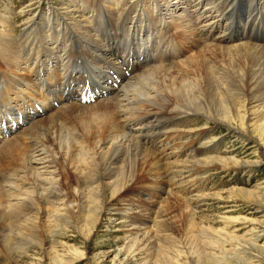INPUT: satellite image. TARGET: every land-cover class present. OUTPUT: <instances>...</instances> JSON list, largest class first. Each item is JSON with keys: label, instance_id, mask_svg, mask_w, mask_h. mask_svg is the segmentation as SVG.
<instances>
[{"label": "bare ground", "instance_id": "1", "mask_svg": "<svg viewBox=\"0 0 264 264\" xmlns=\"http://www.w3.org/2000/svg\"><path fill=\"white\" fill-rule=\"evenodd\" d=\"M70 1L79 19H65L57 10H40L26 22L20 35L14 34L13 11L0 22V139L7 137L5 132L12 133L10 126L23 128L16 139L3 143L9 152L0 147L2 166L20 164L13 168L17 175L0 174V258L6 257L9 264L24 257L28 249L41 251L43 247V254L49 256L48 249L52 250L55 237L65 226L79 232L87 243L101 221L114 214H122L124 220H133L134 224L148 219L153 223L152 205L149 211L131 213L121 199L143 178L162 188L161 179L155 177L166 179L179 163L165 160L176 159L183 151L189 152L185 157L192 154L200 169H264V108L259 107L264 94V67L259 61L264 59V39L256 40L264 20V0H137L139 12L133 18H128L133 6L127 2L131 0ZM174 4L183 6L182 17L180 13L173 19L170 11ZM166 14L169 20H165ZM255 23L253 33L257 32V38L254 40L250 32L246 42L241 41L239 37ZM175 35L181 48L194 39V50L199 51L185 56L193 49L182 52ZM207 53L213 60L220 56L226 66L207 60ZM158 54H168L169 62L175 63L173 67L165 70L154 66L159 63ZM182 56L187 58L181 61ZM197 81L196 92L193 83ZM236 81L252 96L239 106L224 91L213 90V85L233 86ZM75 98L87 105L102 99L89 116L91 123L74 122L79 132L72 134L75 140L71 142L64 138L63 126L54 123L50 113L73 106L69 103ZM252 108L258 110L250 119L247 109ZM109 109L121 118L113 125ZM38 117H50L51 121L47 124L48 118L40 124ZM191 118L203 120V126L208 122L218 124L231 137L256 142L257 159H232L216 152L209 156L213 145L207 144L205 134H197L194 150L189 142L177 143L185 134L176 129ZM64 127L70 130V125ZM41 133L53 135L46 143L42 139L41 145L31 146L32 139L40 141ZM48 142L52 149L47 147ZM173 146L180 152H171ZM23 147L31 149L28 154L17 150ZM175 171L176 175L181 173ZM201 172L196 178L201 179ZM55 175L57 178H53ZM231 192L241 206L264 213V187H236ZM244 222L258 233L242 240L238 247L242 253L229 255L225 264H264V248L254 243L264 235V220L247 218ZM137 229L132 226L126 230H132L125 233L132 238L125 252H120L123 262L138 257L143 251L139 247L150 240L148 232L139 234ZM62 246L64 249L66 245ZM66 249L75 258L61 262L60 255L54 256L51 264H74L83 259L76 248ZM198 260L193 256L187 264H199Z\"/></svg>", "mask_w": 264, "mask_h": 264}, {"label": "rangeland", "instance_id": "2", "mask_svg": "<svg viewBox=\"0 0 264 264\" xmlns=\"http://www.w3.org/2000/svg\"><path fill=\"white\" fill-rule=\"evenodd\" d=\"M145 1L146 0H143V2ZM171 1L172 0H170V2ZM127 3L129 5L132 4L131 6H133L128 18H133L139 12V7H136L137 0H131ZM78 7H81V5ZM180 7L183 6L174 4V8L172 11H170V14L173 15V19L174 16H177L181 13ZM40 10L45 13L50 10H57L65 19L66 17L76 19L80 18V14L75 12L74 4L70 0H0V22L6 14L13 11V16L16 18V30L14 34L20 35L26 29V22H28L31 18H34ZM182 16L183 13H181V17ZM164 17L165 20H169V16L167 14L164 15ZM262 23L263 24L259 29L260 35L258 38L256 35L257 32L253 33L256 30L255 28L257 23H255L254 26H251L248 29L249 31H246L244 35L239 37L242 38L241 41L246 42L247 38L250 37V32L253 33L254 40L257 38L256 40L262 41L264 39V20ZM128 25L130 24L128 23ZM172 32L175 33V30H172ZM236 35H238V31ZM174 38L177 42L178 35H175ZM193 43L194 39H192V42L190 41L188 43H184L183 45L185 47L183 46V48H181V44L177 42L178 46L181 48V51L182 49L187 51L193 49V52L190 54L188 52L186 54L184 53V55L187 57L194 55L197 51H199V48H196V51L194 50ZM158 56L159 54L157 57ZM187 57L182 56L180 60L183 61ZM168 59H171L169 58L168 54L161 55V57L157 58V62L160 63L161 61V64L156 63L154 66L158 67L159 69H171L175 63H171L172 60ZM207 60H212L222 66H226V63L222 62L220 56H217V60H213L207 53ZM259 61L264 67V59H260ZM147 66H149L147 67L149 69L151 64ZM147 68L144 70H148ZM212 72L213 70H211L210 73ZM229 78L235 81L233 76H229ZM223 80L227 81L226 79ZM193 84H195L196 87L194 88L192 84L190 87L194 88L197 92L199 89L198 81L197 83ZM213 90L215 92L224 91L231 97L235 105L238 106L246 104L247 99L252 97L246 92V90L243 89L241 84H238L237 81L233 86L226 85L225 83H222L219 86L213 85ZM258 96L260 95L258 94ZM261 97L263 98V102L259 104V107L264 108V94ZM101 99L102 98H96L93 100L94 102H90L87 105L83 104L78 98H76V101L69 103V105L73 106L50 113V116L53 114V122L56 124L59 123L63 126L64 131L62 134L63 136H67L64 137L65 139H69L71 142L75 140V138H71V136L72 134H77L79 130L77 126H74V122H78L80 120H84V122L89 123L92 122L89 120V116L93 113V108L97 106L98 101ZM247 110L249 113L248 117L251 119L254 117V115L251 113H256L258 108ZM108 113H110L111 118L110 125H113L116 121H120L121 118L117 116V114H115L112 109H109ZM163 113L164 112H161L162 115H164ZM40 117L37 118L38 122L40 121V124L48 118L49 120L47 124L49 121H51L50 117L42 120H40ZM190 120L192 121L187 124H183L176 129L185 134L184 138H179L180 140H176L177 143L189 142L188 144L191 146V149L194 150L198 146L197 141H194L197 137V134H205V138L207 139H205V141L209 142L207 144L213 145L211 149H209V156H214L213 153L216 152L219 154V156L232 159H257V154L259 151H257L258 148L256 142L253 143V141L251 142L250 140L247 141L242 138L237 139V137H231L229 131L218 124H214L213 122H208L206 126H203L204 121L201 119L191 118ZM68 125H70V130L68 131L71 132H68L66 127H64ZM201 128H204V130H201ZM22 129L23 128H20L15 132L10 133L11 135L9 134V136L0 139V147L8 151L5 149L7 148V144H5L6 147H4L3 143L11 139L13 140L15 136L18 137V135L22 132ZM52 135L53 134L46 137L41 133L39 134L40 141L37 139H32L31 142L29 141L30 145H41L40 142L42 139L46 143V140L48 141ZM47 147L52 149L49 142L47 143ZM20 149L22 150H17L22 151L23 155L28 154V152L31 150L28 148V150L24 149V147ZM178 150H180L179 147L177 149L176 146H173L171 152H177ZM165 153H167V151ZM178 155V158L174 159L171 157L170 160H165V162H170L171 164L175 165V161H177V163H179L177 164L178 167L176 166L177 169H174L177 170L178 173L181 172L180 174L177 173L178 175H176V171L171 169L172 172L166 179L163 180L160 177H155V179L158 181L161 179L159 182L162 183V188H160V186L157 187L156 182L154 183L152 180L149 181L150 179L146 180V178H143L141 181L144 184L141 181L137 182L134 187L129 189V192L124 194V198L121 199L125 204L128 205L127 209H130L131 213H137L140 209L144 212H146V209L149 211V205H152L150 212L153 213L151 217L153 223H151V220L148 219V221L138 220V222L136 221L137 224H134L133 220L128 221L125 219V221L122 214H114L110 216L111 218L107 217L101 221L98 227L94 230L90 242L87 243L82 240L79 232L75 231L72 227L70 228L69 226H65L64 230H61L60 227L61 232L55 237L52 250L48 249L49 254L47 255L49 256H45L43 254V247L41 248V251L37 248L28 249L27 254L24 257L18 258L15 264H51L50 260L54 256L59 255L61 256L59 261H71L72 258L75 257L71 251H67L66 246L74 247L79 252L83 253V259L74 264H95L94 261H96V264H187L188 260L193 256L199 258V264H225L227 262L226 259L229 258V255H240L242 251H240L238 247L240 246L241 241L250 240L253 238V232L258 233L257 231H253L254 226L244 222V220L247 218H250L251 221L264 220V213H259L258 211L254 212L250 208L238 204L235 200H233V194L231 190L236 187L247 190L253 189V187L263 188L264 169L261 167H256L254 170L249 172L219 171L212 167L200 169L197 168V161L194 160L195 158L192 157V154L189 157H185L186 155H189L188 151H183V153ZM55 156L58 157V155ZM159 156L163 158L162 155ZM202 156L204 155H201V157ZM206 156L207 158L209 157L208 155H205L204 158H206ZM181 161L184 162L182 163ZM96 162L97 161H95V164ZM2 165L3 164H0V174H3L2 172H4V174L7 175L15 174V169L20 166L18 162H12V164L7 166ZM1 167L3 168L1 169ZM200 172L203 174H201V179H198L196 178V174ZM139 176L140 175L137 177ZM53 178H57V176L55 175ZM75 179L76 176L73 175V183H71L72 185H74ZM151 182H153V184H151L152 186H149ZM148 187L151 188L147 189ZM135 192L136 194H134ZM142 218H144V215L140 219ZM132 226H137V230L141 232L139 234L148 232L150 240L148 243H146V245L143 244V246L139 247L140 249L143 247V251L139 253L138 257L136 256V258H131L125 260L126 262H123L124 256L121 255V253L125 252L123 250L128 244L129 240L132 238V236L128 237L125 233L131 232L132 230H126L132 228ZM142 230L144 231L142 232ZM125 236H127V238H125ZM122 237L124 239H122ZM254 243L258 248H264V235L259 236L258 239L254 241ZM64 244L66 246L63 249L64 246L62 245ZM249 252L252 254V251L249 250ZM244 256L250 257L249 255ZM262 257L263 256L259 258ZM252 261H254V259H252ZM0 264H9L6 257L0 258Z\"/></svg>", "mask_w": 264, "mask_h": 264}]
</instances>
